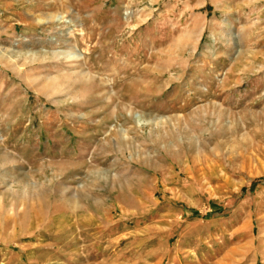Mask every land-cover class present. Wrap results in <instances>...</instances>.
<instances>
[{
    "label": "rangeland",
    "instance_id": "obj_1",
    "mask_svg": "<svg viewBox=\"0 0 264 264\" xmlns=\"http://www.w3.org/2000/svg\"><path fill=\"white\" fill-rule=\"evenodd\" d=\"M0 264H264V0H0Z\"/></svg>",
    "mask_w": 264,
    "mask_h": 264
}]
</instances>
